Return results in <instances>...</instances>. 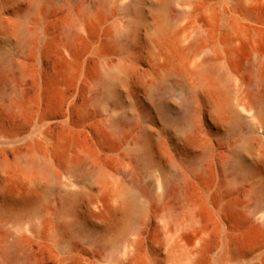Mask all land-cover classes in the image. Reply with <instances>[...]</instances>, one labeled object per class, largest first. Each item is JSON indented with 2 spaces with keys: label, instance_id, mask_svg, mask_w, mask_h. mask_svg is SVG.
<instances>
[{
  "label": "rangeland",
  "instance_id": "obj_1",
  "mask_svg": "<svg viewBox=\"0 0 264 264\" xmlns=\"http://www.w3.org/2000/svg\"><path fill=\"white\" fill-rule=\"evenodd\" d=\"M133 1L0 0V47L27 68L23 107L12 114L0 105V206L38 199L45 207L42 218L23 221L36 264H264V211L254 215L252 196L264 185V115L254 113L250 90L256 74L264 77V0H136L138 8L126 11ZM87 2L98 4L94 22H84L68 57L61 26ZM19 18L36 30L25 45ZM213 46L228 78L190 68ZM106 71L116 92L97 100L94 80ZM127 111L137 124L115 134L113 120ZM232 112L251 119L234 131ZM141 127L150 133V163L139 159ZM243 140L251 143L247 174L234 182L227 161ZM72 152L99 172L74 169ZM22 157L46 159L50 171ZM176 175L188 210L166 198ZM65 191L78 193L72 214L94 226L91 239L55 234ZM16 223L0 219V244L18 234ZM229 243L239 255L228 256Z\"/></svg>",
  "mask_w": 264,
  "mask_h": 264
},
{
  "label": "bare ground",
  "instance_id": "obj_2",
  "mask_svg": "<svg viewBox=\"0 0 264 264\" xmlns=\"http://www.w3.org/2000/svg\"><path fill=\"white\" fill-rule=\"evenodd\" d=\"M52 1H54V3H58V0H52ZM137 1L134 0L132 3L127 5L125 7V10L128 12H134L138 8ZM105 4L102 7L103 11L107 9ZM242 4L243 3L241 2L240 7L242 6ZM97 5L98 4L96 2L85 3L83 6H80L82 8L79 7L80 9L79 10L77 9L78 11L72 13L70 21L68 23L66 22L67 24L65 23L64 24L65 26L63 27L61 26L62 28V32H61L62 40L61 41L64 46V49L63 50L62 48L60 49L68 57H72V56H71L70 50L68 49L69 47L68 48L66 47L70 46V47L77 48L78 44H80V41L82 38L81 35H83L81 33V27L86 21L88 23L94 22L93 13ZM243 7H244V4H243ZM96 15L98 16V14ZM38 17L40 21L44 19V15L42 13L38 14ZM234 22L235 21H233L232 18L226 17V24L228 26L232 27L234 25ZM235 24H238V23L235 22ZM16 29L18 32V37L21 38L23 45H25L27 41H30L29 38L36 35L35 29L28 31L25 28L24 20L22 18H19L17 20ZM196 31H197L196 35L198 36L200 40L201 36L198 33V29ZM86 32L87 31H85V33ZM127 38H128L127 36L123 37V43L125 42ZM23 45H22V50H24ZM203 52H202L203 55L195 58L191 62L190 68L194 72L201 74V75L213 73V74H218L223 78H228L226 71L220 65V56H221L220 49L217 46H213L212 48H204ZM257 63H258V59H255L250 64V69L252 71L256 70ZM26 73H27V68L24 66V64L21 61H19L15 56L11 54L3 53L2 48L0 47V105L2 106L4 110L10 113L16 112L19 108L23 107L24 101L21 95V87L25 79ZM94 84L98 85L99 87V90L96 95L97 100L98 99L104 100L109 97H113L114 93L116 92V84L114 82V76L110 71H106L104 75H101L100 78L94 80ZM250 90H251V97L253 100V106L255 108L254 113L257 112L258 114L264 115V77L256 74V78ZM231 114H233L232 118L234 119L233 121L235 122L234 125L232 124L234 131L238 128V126H240L242 122L247 121L249 119L247 118L248 116L246 117L245 115L238 113V112H232ZM137 122L138 120H137L136 115L132 111H127L126 114H124L122 117L113 120L112 129L115 134L117 132L120 133L123 130L134 127L137 124ZM260 127L261 125L259 126L258 129H260ZM138 135H139L138 142L140 144V150H141L139 159L145 163H150L151 155L153 151L152 145H150L149 143L150 133L148 132L146 128L141 127L138 132ZM250 149H251V143L249 141L243 140L242 143L239 142V144H237V146H235L230 151V158L227 161V165L231 167V170H232L231 175H232V179L234 180V182L241 181L246 177L247 167L244 161V152ZM79 154L80 152L78 153L72 152L68 156L70 157L69 164L74 169L79 170L81 173H87L90 175H94L99 172V168L97 166H95L88 158L80 157ZM207 155H208V152L203 153V156H207ZM22 160H27L33 164L39 165L44 170V172L50 171L51 166H50V163L46 159H42L39 157L38 158L37 157H30V158L22 157ZM188 168L194 169L195 166L189 165ZM42 188H44V186ZM45 188L47 189V187ZM135 188L142 192V185L139 184L138 181L135 182ZM184 188H185V183L183 179L179 175H176L168 183V187L166 191V198L170 203H174L177 208L188 210L189 208H191V203L188 200L184 192L185 191ZM145 189L147 192H149V194H152L151 188L145 187ZM77 195L78 193L75 191H65L61 194L59 200H60V208L63 211L64 222L59 228L55 230V234L59 235L61 232H68L71 235L83 236V237L91 239L95 234L94 226L90 223H84V224L77 223V221L74 219L73 214H72V208H73L72 206L77 198ZM252 196L256 202L254 215L259 212H263L264 211V185L261 188L256 189ZM44 214H45V207L43 206L41 202H39L38 199L37 200H33V199L24 200L23 199L22 201L19 202V205L16 209L15 208L11 209V208L0 206V219L15 220V222H17L16 223L17 228L15 229H17L18 231L17 235L9 239L6 238L0 244L1 258L4 264H36L34 258L31 255L30 249L27 247V245L24 244L25 241L23 240V233H22L23 232V221L25 220L30 221L36 218H42ZM122 238L124 239L125 235H123ZM96 239L101 240V237L96 238ZM234 243H229L228 245V256H235L237 254L239 255L238 249L235 245L236 243L235 244Z\"/></svg>",
  "mask_w": 264,
  "mask_h": 264
}]
</instances>
